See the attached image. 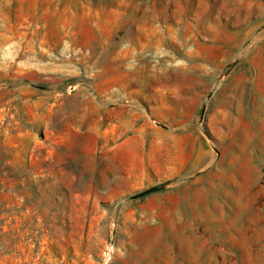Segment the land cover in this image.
Here are the masks:
<instances>
[{"label": "rangeland", "instance_id": "1", "mask_svg": "<svg viewBox=\"0 0 264 264\" xmlns=\"http://www.w3.org/2000/svg\"><path fill=\"white\" fill-rule=\"evenodd\" d=\"M0 264H264V0H0Z\"/></svg>", "mask_w": 264, "mask_h": 264}, {"label": "crops", "instance_id": "2", "mask_svg": "<svg viewBox=\"0 0 264 264\" xmlns=\"http://www.w3.org/2000/svg\"><path fill=\"white\" fill-rule=\"evenodd\" d=\"M125 125H126V124H125ZM120 142H121V141H120ZM127 143H130V140L123 141V142H122V145H126ZM115 144H116V145H115V148H116V149L122 147V146L119 145V142H118L117 140L115 141ZM145 167H146V166H143V168H142V171H143V172H145ZM124 171H125V172H129L128 169H125Z\"/></svg>", "mask_w": 264, "mask_h": 264}]
</instances>
